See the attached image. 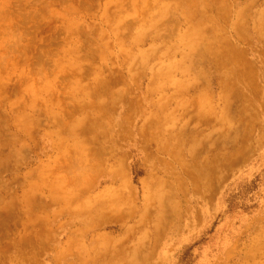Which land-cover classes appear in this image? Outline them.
Returning <instances> with one entry per match:
<instances>
[{
    "label": "rangeland",
    "instance_id": "374dc122",
    "mask_svg": "<svg viewBox=\"0 0 264 264\" xmlns=\"http://www.w3.org/2000/svg\"><path fill=\"white\" fill-rule=\"evenodd\" d=\"M0 264H264V0H0Z\"/></svg>",
    "mask_w": 264,
    "mask_h": 264
},
{
    "label": "crops",
    "instance_id": "0c3cea01",
    "mask_svg": "<svg viewBox=\"0 0 264 264\" xmlns=\"http://www.w3.org/2000/svg\"><path fill=\"white\" fill-rule=\"evenodd\" d=\"M52 194H53V192H52ZM51 202L55 203V196H51ZM60 234H61V232L58 230V228L55 229L54 233L51 232V235H52L51 237L53 238L52 241H51V243H52L51 246L55 247L54 250L56 252H58L59 250L63 249L67 245L66 242L63 241L64 239L62 241L59 240L58 236ZM70 234H71V229L67 231L66 235L69 237Z\"/></svg>",
    "mask_w": 264,
    "mask_h": 264
}]
</instances>
